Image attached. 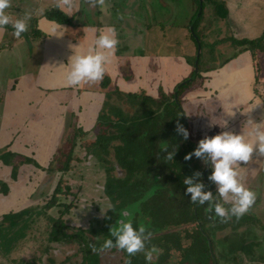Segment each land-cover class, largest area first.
Here are the masks:
<instances>
[{"label":"crops","instance_id":"1","mask_svg":"<svg viewBox=\"0 0 264 264\" xmlns=\"http://www.w3.org/2000/svg\"><path fill=\"white\" fill-rule=\"evenodd\" d=\"M215 1L209 3L214 5L217 17L224 23H229L230 33L220 36L221 31L216 35L218 37H215L213 45L216 43L219 50L213 49L211 54L213 57L217 56V64L207 63L211 56L207 54L201 68L203 78L196 77L199 83H193L192 88L197 86L192 89L193 97L189 95V98L192 104H196L194 109L199 112L198 117L203 116L200 120L206 118V103L208 108L216 112L211 119L214 128L246 132L245 122L249 117L256 121L264 118V0ZM220 1L223 2V12L216 8V3ZM89 6L93 9L90 13L92 19L85 17ZM100 6V0H10L8 11L13 18L22 16L25 12L30 13L31 18L27 31L21 37L13 36L10 25L0 27V264H41L30 259V246L44 240L53 241L52 228L60 214L59 211L57 214L54 211L62 206V197L71 194L68 191L70 184L57 176L61 169L59 155L62 142L68 135L66 130L69 129L65 119L83 112L98 116L104 106L103 95L110 92L108 89L114 81L118 83L121 77L119 74H123L128 81L124 83L128 86L127 89L121 84L122 90L139 91V87L145 84L149 89L148 93L155 94L156 90L160 91V87L172 89L178 80L190 75L195 69L197 57L176 55L174 59L188 64L187 74L177 72L168 79L162 77L161 71L155 68L143 72L140 66L132 63L133 59L129 60L119 54L117 44L115 53L106 66V72L116 75H112L113 79L106 78L103 84L100 80L85 82L79 86H67L63 78L64 66L60 64L67 62L73 50L71 46L78 45L79 50L84 51L92 44L93 29L108 25L115 27L112 20V23H108V20L102 22V18L105 20L112 15L102 17ZM50 9L64 11L69 21L58 23L48 18L46 12ZM187 20L192 42L197 47L195 38L192 37L194 31L191 29V19ZM52 22L64 27V34L60 38L47 36ZM174 24L171 28L168 27L172 32ZM77 26H80L81 31L75 29ZM115 28L117 31V27ZM118 29L120 35L129 32L128 27L123 29L121 26ZM197 29L200 35V30L198 27ZM200 38L205 41L203 33ZM243 39H256L258 42L253 45L242 44ZM120 41L123 42L122 39ZM34 44H37V53L40 55L37 61L34 59V63H29L28 56L36 54V51L30 50ZM222 55L225 57L222 58ZM201 57L202 51L199 62ZM153 63L156 64V61ZM129 72L132 73L127 78ZM79 99L85 105L79 104ZM98 103L102 105L96 110ZM61 117L64 119L63 131L60 129ZM224 120L227 125L221 127ZM257 155L254 152L247 163L241 162L240 168L252 166L253 162L259 163ZM58 162L59 165L56 166ZM263 164H259V168ZM246 169L248 174L254 175L251 179L248 178V183L259 185L258 172L255 169ZM59 186L63 188L61 192H57ZM55 193L56 204L48 207L47 204ZM263 195L264 192L262 197L255 195L254 209L259 204L264 209ZM8 215L14 217L15 222H8ZM67 217L71 218L69 213ZM46 221L50 222L48 227ZM48 228L50 230L46 232L45 229ZM58 258L61 260H50L46 263L64 264L77 260L71 255L62 257L58 254ZM64 258L66 260L62 261ZM82 261L84 262V258Z\"/></svg>","mask_w":264,"mask_h":264},{"label":"rangeland","instance_id":"2","mask_svg":"<svg viewBox=\"0 0 264 264\" xmlns=\"http://www.w3.org/2000/svg\"><path fill=\"white\" fill-rule=\"evenodd\" d=\"M102 7V17L103 15L109 16L112 15V17H107L105 20L102 18V22L105 23L107 20L109 21L108 23L113 22L115 27H117V38H118V50L119 54H123L122 56H125V58L131 57V55L135 56V58H138L142 62V66L140 67L143 69L142 71L145 72V69H151L155 68L158 70V65L157 64H152L154 61L158 60L160 61L161 65L165 70H163L162 67L159 65V71H161V76L166 77L169 79L171 76H175L177 72L181 73H186L187 74V67L188 64L181 61L174 59V56L180 55L181 57H188L191 55H194L196 53L197 47L195 44L192 42L191 39V33L189 31V28L187 27L188 20L191 19L192 15L196 12L198 9V0H100ZM223 2L220 1V12L224 11V7L222 6ZM89 9L86 10V16L88 19H92V16H90V13H92L93 9L92 7H88ZM214 5L206 1L205 2V7H204V15L201 18V21L199 22V30H200V35L202 33L204 34V42L202 43V57L200 58V68L203 67L205 64L206 56L207 54L211 55L210 58H208L207 63L209 64H217L216 57L217 56H212L211 52L212 50H219L217 48L218 46L213 45V41L216 40L215 37H218V35L221 31L220 36L222 35H227V33H230V26L229 23H224L223 20L219 19L217 16V12L214 10ZM128 16H131L128 18ZM78 19V17L76 18ZM195 21V17L193 18L192 22ZM111 22V23H112ZM174 24V32L172 30H169L172 24ZM125 24L127 26H134V33H136V30H141L142 32L141 35L144 37L141 39H131L133 45L130 44V40L128 41V36L126 35H120L118 33L119 29L121 26L123 29L126 28ZM180 28H182L180 30ZM78 31H81L80 26H77L75 28ZM100 28L97 27L96 30H99ZM168 30V32H167ZM198 30V29H197ZM199 32V31H198ZM202 32V33H201ZM98 33V32H97ZM96 33V34H97ZM139 33V32H138ZM199 34V33H198ZM124 36V37H123ZM148 37V38H147ZM94 36H91V40L93 41ZM120 39L123 40V42L120 41ZM150 39V40H149ZM207 41V42H206ZM208 43L209 45H207ZM148 45H151L154 49L148 47ZM30 50L36 51V54L34 56H28V62L29 63H34V59L39 57L37 53V44H34L31 46ZM176 51V52H175ZM152 53V56H151ZM159 54V57H156L155 54ZM217 53V52H216ZM215 53V54H216ZM187 55V56H186ZM213 57V58H212ZM222 58L225 57V55L221 56ZM205 58V60H204ZM212 58V60H211ZM124 59V57H123ZM153 60V61H152ZM152 61L149 64V67H146L145 65L148 64V62ZM137 63V60H134L132 62ZM139 67V66H138ZM106 74L108 75L109 79H113L112 74L110 75L109 72L107 71ZM116 76V75H115ZM118 76H121L120 79L117 81H114V84H112L109 87V91H118V94L114 93V95H117V99L115 100L114 103L119 101V96L120 92L122 89L121 84L127 89L128 86H126L124 83H127L123 77V74H119ZM144 76V75H142ZM127 78L130 77V75L126 76ZM185 77V76H184ZM182 77V78H184ZM181 78V79H182ZM180 79V80H181ZM125 80V81H124ZM198 82L199 80H196L195 83ZM115 83H117L115 85ZM148 85V84H147ZM151 86V85H150ZM195 87L197 85H194ZM193 86L192 89L195 87ZM119 87V88H118ZM140 91L138 93H143L145 95L149 94L148 93V88L147 86L145 87V84L140 86ZM124 91H127V90ZM157 89V88H156ZM161 89V88H160ZM192 89L189 93V95L192 96ZM131 91V90H129ZM145 92V93H144ZM155 94H151L153 96H157L158 92L157 90L154 92ZM170 93V92H168ZM166 93L167 95H170ZM112 95V96H114ZM194 95V94H193ZM105 98V96L103 95ZM193 97V96H192ZM209 99V98H205ZM79 104H84V101L78 100ZM77 101V105H78ZM120 103V101H119ZM90 104V103H87ZM118 104V103H117ZM205 104V108H207L206 112V118L203 120H200L202 117H196L195 115H199L198 111L194 109L196 104H192L189 100V102H186L183 104L184 109L186 111H189L190 115L188 116L189 118V130L190 134L192 135V138L195 142H197L199 139L203 138L204 136H211L214 135V131H216L213 127V124L211 123V119L214 118L212 116L213 114L216 115V112L213 111L211 108H208L207 104ZM101 103H98V107L96 110H99L101 107ZM198 112V113H197ZM60 121V129L63 131L64 130V119ZM97 115L92 113L90 115V112H83L80 114L73 115L72 117H69L65 119V124H67L68 128L66 130L67 132V137L71 135L72 130L74 127H86L87 129L91 130L92 133L93 131H98L99 128L96 127L95 121H96ZM197 121V122H196ZM207 121H210L208 123ZM199 123V126L197 128V124ZM66 128V127H65ZM216 134V132H215ZM94 136V135H93ZM84 151V150H83ZM60 156V155H59ZM109 160H114V154L111 152L108 156ZM257 161L259 163L253 162L252 166H247L245 167V164L243 167L245 168H240L239 171H242L241 175H245L247 177V181L254 177L252 174H248L246 171V168H249L251 170H254L255 168H259L261 164L264 163V156L257 155ZM57 160V159H56ZM197 160V159H196ZM58 161V160H57ZM85 161L83 159L81 162ZM256 161V162H257ZM77 163L74 162V165L72 168H74V171L71 173V176L69 175V178L64 177L65 180L67 178L68 181L72 179V176L77 174L76 176H80V174L85 173V176L88 175H93L95 172L97 173V167L94 165L92 166V169L89 168L91 166H86V164L83 165V163ZM201 162V160H200ZM260 164V165H259ZM59 165V162L56 164V166ZM203 165V164H202ZM263 167H260L259 169H255V172H258V181L259 185H251V184H244L246 187L251 189L255 195H258V197H262V194L264 192V164L262 165ZM119 170H118V169ZM196 171H198L196 169ZM99 172H102V180H105L104 171L101 170ZM195 172V171H194ZM62 172H59L57 176H60ZM252 173V171H251ZM116 175L121 176L124 174V171H121L120 167L116 163ZM202 174V173H201ZM56 176V177H57ZM241 176V177H242ZM96 177L95 179H97ZM249 178V179H248ZM91 178H89L90 180ZM184 179V178H183ZM202 180V175L200 177ZM85 182V190H86V195L88 196V199H82L80 194L77 198V196H72V197H62V201L65 203H71L72 202V207L69 210V212H72V216L70 218V221L68 224L72 227L68 230V233L70 234H75L78 230L74 227H77L73 225L72 221L75 220H82L83 219V209L85 207L86 209V214L87 218H95L98 217L95 221L101 220L106 211L102 214L101 211L103 212L104 209L110 205L107 198L103 196H99V194H96L94 192V188H96V180H91V181ZM101 180V181H102ZM203 181V180H202ZM100 183V182H98ZM97 183V184H98ZM74 186L75 191L73 193H76L78 191L76 183H72ZM82 183H80L81 185ZM88 185V186H87ZM103 185V184H100ZM101 192V191H100ZM78 194V193H77ZM264 196V195H263ZM104 197V198H103ZM91 198V199H89ZM103 201L102 207L99 206V204ZM264 200V198H263ZM106 202V204H105ZM260 205V204H259ZM257 205L254 211H247L245 214H248L249 216H252V219L250 221H247L243 223V226L236 227H227L223 231H218V237L220 238H226V237H232L236 241L243 237L245 240H251L258 241L256 242L257 244L251 247V245H246L248 246L249 250H242L240 248L237 250H232L231 246H228L225 244L223 245H217L215 255L217 257V260H219L220 264H264V209H262L261 205ZM63 209V206L60 207L58 210L54 211L55 214L61 212ZM9 216V217H8ZM8 222L13 221L14 217L8 215ZM39 218V217H38ZM185 219V218H183ZM39 220V219H38ZM48 221V220H47ZM46 221V226H49L50 222ZM87 224L88 222L85 221ZM92 227H98L96 223L92 224ZM196 229V221L195 220H182L180 225L176 226H171L170 228L166 229V232H154L148 237V242L150 239H156L159 238L161 235H164L165 233H173V232H178V235H174L173 238H171V241H169V248H162L159 246H156V240L155 241H150L148 245L145 244L144 249L136 252L134 255H140L144 254L148 258L149 263H154V264H205L201 260V255L199 252V249L194 246L191 237L188 236L187 231L190 233H194ZM46 232H49V228L45 229ZM216 234V233H215ZM48 235V234H47ZM81 235V234H80ZM177 238V239H176ZM75 241L71 243H56L54 241H42L41 243L34 244V246H30L28 250V255L30 256V259H33L34 261H37L41 264H48L46 262H49L50 260H57V255L61 254L62 257H66L67 254L71 255L73 258H75L76 262L74 260L71 261L72 264H86L85 258H84V253L77 254L75 255V250L79 249L77 245H81L80 243L82 242L81 238L79 237V234L76 235V238H74ZM215 239V238H214ZM66 242H69V239H65ZM89 241H91L89 239ZM147 242V243H148ZM160 242H163L160 240ZM228 243V241H225ZM49 243V244H47ZM146 243V242H145ZM151 243H153L155 246V249L153 250H147L149 249V246H151ZM247 243V241H246ZM30 244H33V241H30ZM58 244V246H56ZM69 244V245H68ZM83 248H86L83 246ZM251 250V251H250ZM252 252V254H251ZM100 253L99 256V261L97 264H124L126 258L131 259V256H128L127 253H125L123 250H118L115 247L110 248V249H105ZM247 255H246V254ZM251 255V256H248ZM84 258V262L82 259ZM66 260L65 258L63 261ZM68 263V261L64 264H71Z\"/></svg>","mask_w":264,"mask_h":264},{"label":"trees","instance_id":"3","mask_svg":"<svg viewBox=\"0 0 264 264\" xmlns=\"http://www.w3.org/2000/svg\"><path fill=\"white\" fill-rule=\"evenodd\" d=\"M206 1L212 2L213 0H203L202 3L201 0H198V9L191 18L192 22L195 17L194 34L192 33V37L195 38L197 46L196 36L199 37L201 45L203 43L197 32V27L204 15ZM201 6L203 10L199 13ZM219 6L220 3H216L217 9L220 8ZM46 15L58 23L69 21L67 14L60 9L47 10ZM256 42H258L256 39H243L241 41L242 44L252 45L256 44ZM188 84L189 82H186L184 86ZM145 99L141 101L144 109L141 113L135 116H124L121 110H116L117 108L114 107L112 110H116V113L120 114L119 121L112 124L108 120L106 121L107 125H113L117 128V131H115L117 134L112 136L121 139V143L116 144L114 147L116 155L115 163L124 171V174L121 176L112 174L116 166L108 167L107 189L109 193L113 191L116 194V197H113L115 199V211H110L104 218L103 227L100 230H95L93 233L95 235L102 233L108 238L110 226H115L117 221L118 213L116 209L127 204L128 202L124 201L128 199L143 207L146 214L150 217L151 224L146 228V232H150L151 230H166L171 226L180 225L182 220H198L200 225L204 221L212 223L214 220H227L225 224H228L229 218L216 217L212 211L207 210V202L204 205L192 203L189 200L190 194H185L184 192L186 186L182 181L185 176H191L197 169L202 174L205 173V177L207 178L209 170L199 168V161L194 156L188 160L184 159L185 154L191 152L196 145L188 138L186 140L182 139V136L175 131L177 122L182 124L186 129L188 128L187 118L184 114L180 113L178 101L175 99L163 101V103H157L156 108H147L145 105L148 99ZM195 116L198 117V115ZM103 137L101 138L100 145L103 150L107 151L108 144L106 142L108 139H106L105 135ZM165 144L168 146L169 151L175 147V154L172 160L164 159L165 153L160 152L161 147ZM205 185L209 189L208 183H205ZM62 189L59 186L57 192H61ZM56 193L47 204L48 207L56 204ZM117 198L123 203L117 204ZM248 218L245 216H242L240 219L232 218L231 222L234 225L240 224L248 220ZM237 220L238 223H236ZM139 224V220L134 218L133 226L136 227ZM187 234L191 237L194 246L199 249L202 262L205 264L210 263L213 257L209 246V235L205 233V228L202 226L201 229H197L194 233L187 231ZM174 235L177 236L178 232L161 235L155 241L157 243L156 246L168 249V239L173 238ZM51 236L53 240L60 241L66 238L72 240V236L74 235L66 231L65 222L59 219L53 225ZM163 238H166L167 241L160 242ZM85 242L86 248L83 251H87L84 254L86 264L97 263L99 255L96 252L91 254L89 244L86 240ZM100 243L102 242H98L96 245L99 246ZM248 246H242L243 250L248 251L250 247ZM128 263L148 264L147 261L142 260L138 256H134Z\"/></svg>","mask_w":264,"mask_h":264},{"label":"clouds","instance_id":"4","mask_svg":"<svg viewBox=\"0 0 264 264\" xmlns=\"http://www.w3.org/2000/svg\"><path fill=\"white\" fill-rule=\"evenodd\" d=\"M10 0H0V27L10 25L12 34L21 37L27 31L30 21V13L25 12L22 16L13 18L8 9ZM61 24L52 22L47 36L60 38L63 34ZM94 38L89 47L81 51L78 45H72V52L64 66L63 78L67 86H79L85 82H98L103 79L106 66L114 55L118 44L117 31L112 25L104 26L99 30L93 29ZM98 31V34H96ZM247 131L233 132L223 130L211 136L199 139L191 152L186 153L185 160L196 157L210 168L207 180L215 185V193L207 189L200 179L199 171L191 176H185L183 184L185 194H190L189 200L198 205L208 204L209 211L216 217L240 218L246 213L255 201V193L242 182L240 174L241 162L247 163L253 153L264 156V118L259 121L248 118L246 120ZM227 121L221 127H226ZM175 131L186 140L188 130L179 122L176 123ZM160 152L165 153L164 159L172 160L175 147L169 151L165 144ZM227 205V207H226ZM111 209L108 205L104 211ZM151 235L146 232L143 225L133 226V220L129 218L117 220L115 226H110L109 237L105 238L99 246L90 244L92 251H103L115 247L123 250L128 256L144 249L145 241ZM125 264H128L127 258Z\"/></svg>","mask_w":264,"mask_h":264},{"label":"flooded vegetation","instance_id":"5","mask_svg":"<svg viewBox=\"0 0 264 264\" xmlns=\"http://www.w3.org/2000/svg\"><path fill=\"white\" fill-rule=\"evenodd\" d=\"M130 17L131 16H128V18H130ZM127 27L129 29V32L126 33V36H127V34H130V36H128L129 40H130V44L135 46L131 39H141L144 36L141 35L140 32L138 33V30H136V33H134V26H127L126 25V28ZM196 39H197V41L199 40L198 44L200 43V45H201L199 37L196 36ZM148 47L154 49L151 45H148ZM198 48H199V46H197L196 53L194 54L195 57H198V56L200 57V55H201V53L198 54ZM155 55H156V57H159L158 53ZM151 56H152V53H151ZM174 58H175V56H174ZM131 59L137 60V63H136L137 66L144 67V66H142V62L140 59L135 58V56H133V55H131V57H129V60H131ZM152 61L148 62V64L145 66L149 67V64ZM128 64H130V61H128ZM152 64H154V63H152ZM156 64L158 65V71H159V65H160V67L163 68L159 59L156 60ZM137 66H136V68H137ZM201 68H200V62L198 60V63L195 64V69L192 71V73L190 75L182 78L181 80H178L176 82V84L172 87V89H170V90H166L165 88L160 87L161 89L158 92L157 96H153L151 94L145 95L142 92L138 93L140 91V88H139L138 92L132 91V90L131 91H124V90L120 89L121 90L120 95L122 94V96H119L120 97L119 98L120 103H119V101L114 103L115 100L117 99V97H116L117 95H114V93L118 94V91L108 92V94L105 96L104 106L98 112V116H97L96 121H95V125L97 128H99V130L96 131V133H95V131H93V133H92V131L87 129L86 127L82 126V128H81V127L76 126L72 130L71 135H69L68 137H65V140L62 142L63 143L62 148L60 150V162H61L60 167H61V169L59 170V172H62L60 177L69 178V175L71 176V173L74 171V168H72V166L74 165V162L79 163L83 159H85V161L81 162V163H83V165L86 164V166H88V167L91 166V167H89L91 169H92V166L94 165L95 167H97L98 171H97V173L95 172V174H93L92 176L91 175L85 176L84 171L82 174H80V176H76L77 174H75L74 176H72V179H70L69 182L66 178V182L69 183L71 186V188H69V190H68L69 192H71V194H70V196H68V195L66 196V194H65L64 197H72V196L75 197V196H77V198H78V196L80 194L82 199H84V200L88 199V196L85 193L86 187H85L84 183L87 182L89 180V178H91L89 181H91V180L97 181V182H95L96 188H94V192L96 194H99V196H103L102 194H104V197L107 198L109 204L111 205V209L107 210L104 217L101 220H99V222H98V220L95 221L98 218V217H96V215H95V218L94 217H92V218L86 217L87 214H86V209L84 207L83 219L72 221V223H74V225L77 226L74 228H76L78 230L75 234H71V235H74V236H72L73 237L72 240H69V242H66V240L55 241L56 243L57 242L58 243H71V242L75 241L74 238H76V235L79 234V237L81 238L82 242L80 243L81 245H77L79 249H76L74 252L75 255H77V254H81V253L86 254L87 251H83L84 250L83 246L86 247L85 240L87 241V243L89 244V247H90V244L96 245L98 242H103V240L106 238V235H103L102 233H97L95 235L93 232L95 230H100L103 227L102 224L104 222V218L107 216V214L110 211H115V209H114L115 199H113V197L114 196L116 197V194L113 191H112V193L108 192L107 178L109 176V173H108L109 168L108 167L116 166V163H115L116 155H115L114 147L116 144L121 143V139L114 138L112 136V135L117 134V132H115V131H117V128L113 125L112 126L107 125L106 121L108 120V122H110L111 124L119 121L120 114L116 113V110H118V109L121 110L122 115H124V116H135L136 114H139L144 110L143 106L141 104V101L144 98L148 99L147 104L145 105L147 108L148 107L156 108L157 103H163V101L165 102V101H170L172 99H175L176 101H178L180 113L184 114L185 117L187 118V121H186L188 123L187 130L189 132L188 139L190 141L194 142L196 145L197 142H195L193 140L192 135L190 134V130H189L190 126H189L188 116L190 115V113H189V111H186V109H184L183 104L186 102H189V100H190L189 93L192 89V85L195 82L196 77L197 78L201 77L203 74L202 73L203 71L201 70ZM151 69H145V70L150 71ZM130 73H132V72H129L128 75H131ZM133 74H135V72ZM136 77H137V75H136ZM106 78H108V75L105 72V76L102 79V84L105 82ZM202 78H203V76H202ZM186 82H189V84L184 86V84ZM168 92H170L171 94ZM166 93H168L170 95H167ZM112 95H114V96H112ZM114 107L117 109L112 110V109H114ZM162 110H163V108H162ZM200 117L201 116H199V118ZM213 125H214V122H213ZM198 126H199V123L197 124V128H198ZM214 129L216 130V131H214V134H215V132L218 133V132L222 131V130H219L218 127L217 128L215 127ZM104 135H105L106 139H108V141L106 142L108 144L107 151L105 149L103 150L101 148V145H100L101 140H102L101 138H104L103 137ZM67 148H69V151ZM67 151H68V153H67ZM111 152H113V154H114V158H115L114 160H109V158H108V156ZM69 154H70V157L68 158ZM197 160L199 161V168L209 170V172H210L209 167H207L202 162H200L199 158H197ZM101 170L104 171L103 172L104 175L106 174L105 180L101 179L102 178V175H101L102 172H99ZM121 171H123V170L121 169ZM59 172H58V174H59ZM199 172H200V170H199ZM115 173H116V169L113 171L112 174H115ZM96 177H98V178L95 179ZM202 180L204 183H208L209 189L212 190L213 193H215V185L211 181L207 180V178L205 177V173L202 174ZM98 182H100V183H98ZM242 182L244 184L246 183V185L248 184V181H247L245 175L242 176ZM72 183H76V186L79 184L77 186L78 191H76V193H73L75 191V189H74V187H73L74 185ZM80 183H82V184L80 185ZM100 184H103V185H100ZM81 187H83V188H81ZM89 199H91V198H89ZM128 200L124 201V202H128L127 204L122 205L119 209H116V212L118 213L117 220L127 219V218H129V214H130L132 220L134 218H137V220H139V222H140L139 225H143L145 227V229L148 228L149 224H151V220H150V217L146 214L145 209L143 207H140L139 204L138 205L135 204L130 199H128ZM121 202L122 201H120L119 198H117L116 203L120 205ZM105 204H106V202H105ZM102 205H103V201L99 204V206L102 207ZM62 206H63V209L61 210V212L59 214V219H62L65 222L66 231L68 232V229L72 226H70L68 224L71 221L68 217L66 218V216L69 213L70 217L73 218V216L71 214L72 212H69V210L72 207V202L71 203L70 202L65 203L63 201ZM226 207H227V205H226ZM249 211L250 212L254 211L253 204L249 208ZM242 216L249 217L248 220L244 221L243 223L250 221L252 219L251 215L249 216L248 214H245V213ZM232 218H236V217H234V216L229 217L228 224H225V222L227 223V220L226 221L214 220V221H212V223L204 221V222H202L203 224L200 225V222L198 220H195L196 221L195 231L197 229H201L203 226L205 228V233L209 235L208 240H209V246L211 248V254H212L213 259H211L210 263H208V264H220L219 260H217V257L215 255L217 245H219V244L223 245V246H225V244H227L228 246L232 245L231 246L232 250H237V249L240 250V248L243 250L242 246H246L248 244L255 246L257 244L256 242H258V241L251 240L250 242H248L249 240H245V238H243V237L239 238L237 241L235 239H233L232 237H226V238L218 237V231H223L227 227L233 226L234 228H236V227L238 228V227L244 225L243 223L234 225V223L231 222ZM240 218H238V219H240ZM242 220H243V218H242ZM85 221H87L88 223L85 224L86 223ZM93 223H96L98 225V227L97 228L92 227ZM236 223H238V220ZM164 231L166 232L165 229L153 230V231L151 230L150 233L152 234L154 232H164ZM89 239L91 241H89ZM152 240L155 241L156 239H150V241H152ZM168 240L171 241V239H168ZM226 240L228 241V243L225 242ZM162 241L164 242L167 240H166V238H163ZM246 241H247V243H246ZM145 242H146L145 243L146 245L149 244L148 240H146ZM151 248L153 250L155 249L153 243H151V246H149V249H147V250H151ZM93 252L94 251L91 250V254H93ZM98 252H102V251H96L97 255L100 256V253H98ZM69 254H67V255H69ZM251 254H252V252H251ZM134 256L140 257L142 260L147 261L148 264H154V263H149L148 259H147L148 257L144 254L132 255L131 259ZM248 256H251V255H248ZM131 259H127V261L129 262ZM57 260L60 261L61 258H58ZM57 260H54V262H57ZM97 263H98V261H97ZM97 263H95V264H97ZM88 264H93V263H88Z\"/></svg>","mask_w":264,"mask_h":264},{"label":"water","instance_id":"6","mask_svg":"<svg viewBox=\"0 0 264 264\" xmlns=\"http://www.w3.org/2000/svg\"><path fill=\"white\" fill-rule=\"evenodd\" d=\"M202 1H203V0H201V3H202ZM202 10H203V7L201 6L200 9H199V13H201ZM193 24H194V23L192 22V24H191V29H192V31H193ZM24 36H26V34H24ZM198 42H199V40H198ZM198 46H199V48H198V54H199V53H201V48H202V47H201L200 43L198 44ZM198 57H199V56H198ZM198 57H197V59H196V64L198 63Z\"/></svg>","mask_w":264,"mask_h":264}]
</instances>
